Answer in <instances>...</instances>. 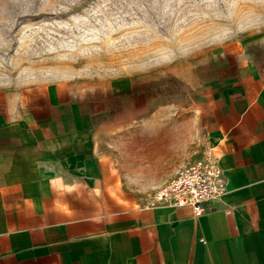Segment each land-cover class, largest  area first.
Returning a JSON list of instances; mask_svg holds the SVG:
<instances>
[{
  "label": "crops",
  "instance_id": "obj_1",
  "mask_svg": "<svg viewBox=\"0 0 264 264\" xmlns=\"http://www.w3.org/2000/svg\"><path fill=\"white\" fill-rule=\"evenodd\" d=\"M261 50L229 57L195 88L202 155L226 184L199 216L122 190L93 129L52 120L50 94L0 105V264H264ZM193 142L183 155L177 144L150 149L157 165L146 169L172 176L192 160Z\"/></svg>",
  "mask_w": 264,
  "mask_h": 264
},
{
  "label": "rangeland",
  "instance_id": "obj_2",
  "mask_svg": "<svg viewBox=\"0 0 264 264\" xmlns=\"http://www.w3.org/2000/svg\"><path fill=\"white\" fill-rule=\"evenodd\" d=\"M262 43L264 0H0V105L50 94L52 120L93 129L117 185L152 201L171 176L149 150L195 138L204 158L196 86Z\"/></svg>",
  "mask_w": 264,
  "mask_h": 264
},
{
  "label": "built area",
  "instance_id": "obj_3",
  "mask_svg": "<svg viewBox=\"0 0 264 264\" xmlns=\"http://www.w3.org/2000/svg\"><path fill=\"white\" fill-rule=\"evenodd\" d=\"M225 190L222 168L215 158L207 156L179 167L155 190L152 201L173 207L189 206L199 216L203 204L219 198Z\"/></svg>",
  "mask_w": 264,
  "mask_h": 264
}]
</instances>
